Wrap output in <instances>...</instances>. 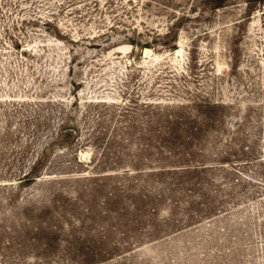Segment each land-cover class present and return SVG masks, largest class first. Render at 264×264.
<instances>
[{
  "label": "rangeland",
  "instance_id": "rangeland-1",
  "mask_svg": "<svg viewBox=\"0 0 264 264\" xmlns=\"http://www.w3.org/2000/svg\"><path fill=\"white\" fill-rule=\"evenodd\" d=\"M0 264H264V0H0Z\"/></svg>",
  "mask_w": 264,
  "mask_h": 264
}]
</instances>
